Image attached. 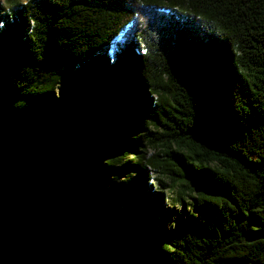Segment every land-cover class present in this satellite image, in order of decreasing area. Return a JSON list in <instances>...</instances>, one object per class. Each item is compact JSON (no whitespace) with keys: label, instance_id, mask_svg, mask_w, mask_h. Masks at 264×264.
I'll return each instance as SVG.
<instances>
[{"label":"trees","instance_id":"trees-1","mask_svg":"<svg viewBox=\"0 0 264 264\" xmlns=\"http://www.w3.org/2000/svg\"><path fill=\"white\" fill-rule=\"evenodd\" d=\"M0 24L1 253L264 264V0H8Z\"/></svg>","mask_w":264,"mask_h":264},{"label":"rangeland","instance_id":"rangeland-1","mask_svg":"<svg viewBox=\"0 0 264 264\" xmlns=\"http://www.w3.org/2000/svg\"><path fill=\"white\" fill-rule=\"evenodd\" d=\"M1 4L7 5L8 0H0ZM1 27V24H0ZM151 151H149V154ZM172 194H169V198L171 197ZM180 207L178 205H175L172 201L169 200V206L168 209L166 210L164 217L165 221L164 223L166 224V227H172L176 226V217H177V211H179ZM125 212V211H124ZM0 264H38L37 261L30 262L28 259L24 258L23 256H18V257H13V256H8L4 253L0 252Z\"/></svg>","mask_w":264,"mask_h":264}]
</instances>
